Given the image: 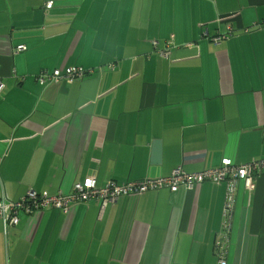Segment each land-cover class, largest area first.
<instances>
[{"label":"crops","instance_id":"0c3cea01","mask_svg":"<svg viewBox=\"0 0 264 264\" xmlns=\"http://www.w3.org/2000/svg\"><path fill=\"white\" fill-rule=\"evenodd\" d=\"M0 82V201L90 169L103 187L263 160L264 0H0ZM227 199L205 183L0 218V264H220L226 230V264H264V172Z\"/></svg>","mask_w":264,"mask_h":264},{"label":"built area","instance_id":"2783aa9c","mask_svg":"<svg viewBox=\"0 0 264 264\" xmlns=\"http://www.w3.org/2000/svg\"><path fill=\"white\" fill-rule=\"evenodd\" d=\"M55 3L46 1L45 8L52 9ZM208 36V31L204 32ZM220 39V38H216ZM158 43L155 44L157 47ZM22 51L21 49L19 52ZM168 54V53H167ZM85 72L72 68L67 77H63L60 72L43 73L38 78L42 85H47L49 81H57L67 78L70 82L81 78ZM3 85L0 82V93ZM264 172V159L250 161L242 164H235L232 160L224 158L219 167L214 169H203L198 171H188L185 167L175 169L170 176L157 180L132 181L126 184L110 182L106 186L98 187L97 172L94 169L88 170L83 181L74 184L72 190L67 194H56L50 196L47 193L29 191L27 195L19 201L2 199L0 201V218L7 229L9 226H16L21 221V215L30 216L39 210L56 208L62 213H66L76 204L99 202V208L104 210L109 204L116 202L123 196L142 195L151 190L169 188L176 191L179 188L193 190L196 186L205 183L225 184L227 186V211L230 215L233 203L237 194L238 185L244 182L247 190L254 189V180L258 174ZM229 229V225H225ZM228 230L225 235L215 241V250L222 257L220 264H226L225 256L228 252Z\"/></svg>","mask_w":264,"mask_h":264},{"label":"trees","instance_id":"16d2710c","mask_svg":"<svg viewBox=\"0 0 264 264\" xmlns=\"http://www.w3.org/2000/svg\"><path fill=\"white\" fill-rule=\"evenodd\" d=\"M21 221H22V217H21ZM21 221H20V223H21ZM20 223H19V224H20ZM19 224H18V225H19ZM16 226H17V225H16ZM9 227H11V226H9ZM13 227H14V226H13ZM217 239H218V238H217Z\"/></svg>","mask_w":264,"mask_h":264}]
</instances>
